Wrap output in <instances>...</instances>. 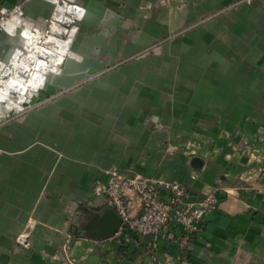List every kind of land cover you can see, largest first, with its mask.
Wrapping results in <instances>:
<instances>
[{
	"label": "crops",
	"instance_id": "crops-1",
	"mask_svg": "<svg viewBox=\"0 0 264 264\" xmlns=\"http://www.w3.org/2000/svg\"><path fill=\"white\" fill-rule=\"evenodd\" d=\"M79 1L62 72L0 125V264H156L96 233L113 207L93 187L112 167L185 181L194 202L217 192L187 247L161 239L158 260L264 264V0ZM24 6L38 26L52 10ZM16 41L0 30V58Z\"/></svg>",
	"mask_w": 264,
	"mask_h": 264
},
{
	"label": "built area",
	"instance_id": "built-area-1",
	"mask_svg": "<svg viewBox=\"0 0 264 264\" xmlns=\"http://www.w3.org/2000/svg\"><path fill=\"white\" fill-rule=\"evenodd\" d=\"M27 1L29 0L13 7L0 8V30L21 39V43L13 47L8 59L0 58V125L23 114L30 107L26 104L19 107L18 104L26 90H8L14 81V75L17 78L15 82H24L29 78L28 72H17L16 68L31 62L32 66L37 63L38 67L40 61L45 59L39 49L53 50L60 56L64 55L62 46H66L68 54L65 56L68 58L71 45L88 13L87 7L79 0H42L50 3L52 10L44 24L38 26L27 18L24 6ZM13 21L21 27V35L17 26L10 29ZM61 72L62 70L57 74ZM105 173L107 179L96 181L93 191L96 196L109 200L121 217V225L114 236L124 243H142L156 264H169L158 260L156 256L159 240H175L184 250L187 241L193 239L201 230L206 215L219 203L215 190L208 192L202 201H191L190 187L185 181L149 176L132 169L124 172L117 167L107 169ZM191 177L195 178L196 174L192 173ZM131 195L140 200V214L132 211ZM20 240L25 241V235H21ZM70 262L74 264L73 260Z\"/></svg>",
	"mask_w": 264,
	"mask_h": 264
},
{
	"label": "rangeland",
	"instance_id": "rangeland-1",
	"mask_svg": "<svg viewBox=\"0 0 264 264\" xmlns=\"http://www.w3.org/2000/svg\"><path fill=\"white\" fill-rule=\"evenodd\" d=\"M10 25L12 26V28H10V29H13L15 26H17L19 28L16 21L11 22ZM20 30H21V27L18 29V33ZM19 34H21V33H19ZM16 40L17 41H16L15 45H18L21 43V39L19 37H16ZM50 40H52V39H50ZM61 51H62V53H64V55L61 54L60 56H57L53 50L44 51V53L42 55L45 56V60L42 59V61L39 63L41 65H39L38 67H37V64L32 66L33 63H31L29 65H25L24 67L19 66V68L16 69L17 72H20V71L28 72L29 78L27 80L30 82V85H31V86L29 85V89H30V90H28L29 93H25L24 96L22 95L20 97L19 103H18L19 107H23V105L28 103V101H29L28 99H30V97L37 94V92H39L42 88H44V86L47 84L49 77L51 75L57 74V72H60V70H63V67H64V65L68 59L65 56L66 53L68 54V50H66V46H62ZM36 54H38V53H36ZM10 56H11V53L7 57V59ZM30 65H31V67H29ZM25 69H27V70L25 71ZM16 71H13V73H15ZM13 80H14L13 84H17V82H15V81H17V78L15 77V75L13 76ZM19 82L20 81H18V83ZM33 82L35 84L34 86H33ZM17 85H14V86L12 84H11V86L9 85L8 90H10L11 88L14 90H17L19 87ZM36 88H38V89H36ZM20 90L23 91V88L21 87ZM35 90H37V92L34 93ZM16 98L17 97H15V99Z\"/></svg>",
	"mask_w": 264,
	"mask_h": 264
},
{
	"label": "water",
	"instance_id": "water-1",
	"mask_svg": "<svg viewBox=\"0 0 264 264\" xmlns=\"http://www.w3.org/2000/svg\"><path fill=\"white\" fill-rule=\"evenodd\" d=\"M40 101H41V97L39 96V94H35L31 97L30 101L26 103V106L35 105ZM105 220H107L106 224H105ZM95 221H96L95 218L91 219L86 228H90L91 226H96V224L99 225L101 221H104V225L100 227L99 230L96 231V233L101 239L113 237L118 231L122 222L120 215L114 209H108L104 213V215L100 218L99 223H96Z\"/></svg>",
	"mask_w": 264,
	"mask_h": 264
},
{
	"label": "bare ground",
	"instance_id": "bare-ground-1",
	"mask_svg": "<svg viewBox=\"0 0 264 264\" xmlns=\"http://www.w3.org/2000/svg\"><path fill=\"white\" fill-rule=\"evenodd\" d=\"M22 32V29L19 31V33H21ZM21 35V34H20ZM40 50V53L41 54H43L44 53V51H48V50H46V49H39ZM39 51H37V53H38ZM45 60V59H44ZM41 62V61H40ZM52 62V61H51ZM31 63H33V62H31ZM31 63H28V64H26V63H24V65H19L20 67H24L25 65H29V64H31ZM37 64V63H36ZM53 64V63H52ZM39 65H41V64H39ZM19 66L17 67V68H19ZM29 67H31V65L29 66ZM16 68V69H17ZM28 68V67H27ZM27 69H25V71H26ZM31 71V70H30ZM22 72V71H21ZM14 82H12V84H13ZM11 84V83H10ZM18 84V85H17ZM17 84H13V86L14 85H17V86H19L18 88H23V90H26V92L25 93H29L28 92V90H30L29 89V85H30V82L27 80V79H25V81L24 82H22V81H20L19 83L17 82ZM35 84H34V82H33V86H34ZM11 86V85H10ZM31 86V85H30ZM16 87V86H15ZM17 88V87H16ZM36 89H38V88H36ZM22 91V90H21ZM35 92H37V90H35L34 91V93ZM28 100H30V99H28Z\"/></svg>",
	"mask_w": 264,
	"mask_h": 264
}]
</instances>
